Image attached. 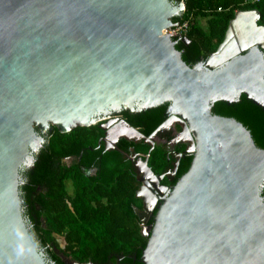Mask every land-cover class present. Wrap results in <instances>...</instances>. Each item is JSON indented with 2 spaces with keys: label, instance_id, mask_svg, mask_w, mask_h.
Here are the masks:
<instances>
[{
  "label": "water",
  "instance_id": "1",
  "mask_svg": "<svg viewBox=\"0 0 264 264\" xmlns=\"http://www.w3.org/2000/svg\"><path fill=\"white\" fill-rule=\"evenodd\" d=\"M183 7L181 0H0V264H55L37 246L19 191L41 133L163 102L167 115L148 135L120 125L132 132L124 138L150 149L156 133L178 124L188 144L172 172L191 154L167 187L146 165L148 153L134 152L135 213L147 237L141 263L264 264V38L208 66L238 14L263 34L264 26L255 11H235L215 50L198 61L185 37L164 32ZM108 123L98 124L105 150L114 148ZM53 251L63 264H80Z\"/></svg>",
  "mask_w": 264,
  "mask_h": 264
},
{
  "label": "trees",
  "instance_id": "2",
  "mask_svg": "<svg viewBox=\"0 0 264 264\" xmlns=\"http://www.w3.org/2000/svg\"><path fill=\"white\" fill-rule=\"evenodd\" d=\"M181 1L184 7L171 21L186 22L182 36L198 61L215 50L235 11H255L256 24L264 26V0ZM166 105L163 102L143 113H121L128 124L148 135L166 116ZM101 135L97 123L77 125L66 132L52 126L32 153L31 165L22 167L19 191L23 210L37 246L55 264L63 263L53 247L78 263L142 264L140 254L147 237L141 234L135 213V208H141L140 199L134 196L138 181L125 154L130 148L140 155L148 151L146 165L158 173L162 169L154 162L155 145L149 149L141 138L134 141L119 137L114 148L105 150L99 141ZM172 137L170 132L165 136L167 140ZM185 146L179 144L178 149ZM158 148L159 157L166 160L164 148ZM66 157H72L71 161H62ZM190 159V153L180 155L171 180L163 178L159 182L171 186L187 169ZM168 161L165 167L170 165ZM155 210L154 206L152 214ZM56 236L61 237L62 245Z\"/></svg>",
  "mask_w": 264,
  "mask_h": 264
},
{
  "label": "flooded vegetation",
  "instance_id": "3",
  "mask_svg": "<svg viewBox=\"0 0 264 264\" xmlns=\"http://www.w3.org/2000/svg\"><path fill=\"white\" fill-rule=\"evenodd\" d=\"M258 25V24H257ZM234 27H235V29H234ZM233 27V30H232V33L234 34V36L236 35H238V29H237V27L236 26H234ZM121 111L122 110H119L118 112H112V113H110L109 114V117H108V119L106 118V120H109V123L106 125V128H105V131L107 132V134H106V136H107V139H106V141L107 142H109L110 141V139L112 138V137H114V139L112 140V143L114 142H116V140H117V138H119V137H125V135H121V133H119V132H121V129H122V126H120L121 125V120H124L125 121V119H124V117H123V115H122V113H121ZM129 114H137L136 112H132V113H129ZM167 115V114H166ZM166 117V116H165ZM105 119H103V120H98L96 123H97V125L98 124H104V121H106ZM126 122V121H125ZM176 125H178V124H176V123H174V122H172L171 124H170V126L172 127V129H174V132L172 133V135H173V137L171 138V139H169V140H167L166 138H165V136H166V134L169 132V128L170 127H168L166 130H162V131H160L159 133H156L155 134V136H158L160 139H162L161 141H163L162 143H160V146H162L163 148H164V150H165V157H166V160H169L168 162L170 163V165L168 166V167H165L161 172H158V173H154V174H159V173H162L163 175H162V177L160 178V180L159 181H161L163 178H165L166 180H167V178L169 177V176H172L173 177V175H174V172H172V169H173V167H172V165H173V163H174V161H176V159H177V156H176V153L177 152H182V150L185 148H181V149H178V145L179 144H184L185 142H184V138H186L184 135L181 137L180 135H178L177 133H178V131H179V125H178V128L176 127ZM102 130V129H101ZM119 133V134H118ZM171 133V132H170ZM43 135H45V134H48V133H42ZM41 135V134H40ZM102 135H103V130H102ZM102 135H101V137H102ZM132 137H135V136H131L130 138H126V139H133L134 141H136V140H138V138H132ZM153 142H154V144H155V141L153 140ZM103 143V142H102ZM163 143H164V145L165 144H169V147L168 148H165L164 146H163ZM113 146H114V144H113ZM179 148H180V146H179ZM36 152V151H35ZM136 153V152H135ZM137 154V153H136ZM184 154V153H183ZM31 156H32V154H31ZM140 156H142V155H140ZM125 157L128 159V160H130L131 161V165H132V168H133V170H134V167H133V161H134V159H135V155H134V152H133V150H131V148L129 149V151L125 154ZM66 158H71L72 159V157H66ZM175 158V159H174ZM71 159H70V161H71ZM174 159V160H173ZM151 170V169H150ZM175 171V170H174ZM135 173V172H134ZM142 173H143V171L142 172H140L139 174H137V176H141L142 175ZM135 176H136V174H135ZM167 181H169V180H167ZM140 182L138 181V186H137V189H138V187L140 186ZM159 184H161L160 182H159ZM164 185V184H163ZM167 187H169V186H167ZM136 189V190H137ZM144 189L146 190V191H144L143 193L141 192V194H142V197H146V199L148 200V205H149V202H151L152 200H151V195H150V190H148V188L146 187V186H144ZM148 205H147V207H148ZM151 217L149 216V214L146 216V224H151V223H149L148 222V220L150 219ZM141 225V224H140ZM141 234H142V225H141ZM69 258V257H68ZM70 259V258H69ZM72 260V259H71ZM80 264H90L89 262H83V263H80ZM117 264V263H116Z\"/></svg>",
  "mask_w": 264,
  "mask_h": 264
},
{
  "label": "bare ground",
  "instance_id": "4",
  "mask_svg": "<svg viewBox=\"0 0 264 264\" xmlns=\"http://www.w3.org/2000/svg\"><path fill=\"white\" fill-rule=\"evenodd\" d=\"M234 26L237 27L239 33L236 36V38L232 40L231 39L232 30H233L232 27ZM263 38H264L263 32L258 31L256 28H252V26L250 25V15L249 14H245V13L238 14L236 19L232 21L230 24L229 31L226 37V42L221 48L222 50L219 51L214 57H212L208 61V66H211V68H215L219 66L221 63L225 61V59H228L234 56V54L237 51H239L240 46L244 47V45H248V44L249 46H253V45L258 46L259 42L263 44ZM203 67L205 66L203 65ZM119 133L132 135V132L130 130H126L123 126L121 129V132ZM184 136L186 137L185 134ZM113 139L114 137H112L109 142H111ZM149 247H150V244H149ZM147 252L148 253H146V257L149 258L150 248H148Z\"/></svg>",
  "mask_w": 264,
  "mask_h": 264
},
{
  "label": "rangeland",
  "instance_id": "5",
  "mask_svg": "<svg viewBox=\"0 0 264 264\" xmlns=\"http://www.w3.org/2000/svg\"><path fill=\"white\" fill-rule=\"evenodd\" d=\"M181 12V11H180ZM180 12H178V15L180 14ZM201 24L202 25H205V22L203 21V20H201ZM233 28V27H232ZM166 29V31H165V33H171L170 32V30H169V28H165ZM172 34V33H171ZM236 38V35L234 36V34L232 33V36H231V39L232 40H234ZM169 130V132H171V133H173L174 132V129H172V127L170 126V128L168 129ZM47 135V134H46ZM41 136L43 137V135H42V133H41ZM45 136V135H44ZM132 138H138V137H132ZM153 140L155 141V152L153 153V157H154V162H155V164H158V166H159V168L160 169H164L165 168V165H166V160H164V159H161L160 157H159V154H160V149L158 148V147H160L161 148V146H160V143H162L163 141H161L162 139H160L158 136H154L153 137ZM184 142L186 143V144H188V142H187V140H184ZM163 146L165 147V148H168L169 147V144H165L164 145V143H163ZM146 153H148V151L146 152ZM145 153V154H146ZM141 154V153H140ZM139 154V155H140ZM145 154H142L143 156L145 155ZM70 159L71 158H63L62 159V161H64V162H69L70 161ZM165 159H166V157H165ZM67 190L69 191L70 190V187H69V184H67ZM56 240H57V242H58V244L59 245H62V240H61V237L60 236H56Z\"/></svg>",
  "mask_w": 264,
  "mask_h": 264
},
{
  "label": "built area",
  "instance_id": "6",
  "mask_svg": "<svg viewBox=\"0 0 264 264\" xmlns=\"http://www.w3.org/2000/svg\"><path fill=\"white\" fill-rule=\"evenodd\" d=\"M246 2H252V1H256V0H244ZM170 32L172 33V35L174 34H179L181 35L180 37H182V34L184 33L185 29H186V22L182 21V22H173V24L169 27ZM166 31V29H164V32Z\"/></svg>",
  "mask_w": 264,
  "mask_h": 264
}]
</instances>
